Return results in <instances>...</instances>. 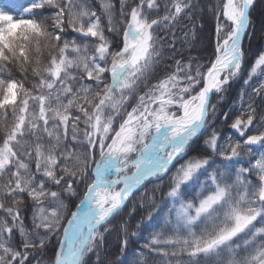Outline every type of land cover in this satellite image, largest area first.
I'll use <instances>...</instances> for the list:
<instances>
[{
	"label": "snow or ice",
	"instance_id": "snow-or-ice-1",
	"mask_svg": "<svg viewBox=\"0 0 264 264\" xmlns=\"http://www.w3.org/2000/svg\"><path fill=\"white\" fill-rule=\"evenodd\" d=\"M255 3L217 0L214 58L206 63L176 58L175 32L170 41L156 33L183 18L185 40L194 38V0H168L163 16L152 15L158 0H120L117 48L87 0H31L20 16L0 8V264H44L50 247L47 264H103L112 222L138 193L149 211L136 228L156 221L143 247L166 264H264V152H253L264 149V131L248 134L255 101L223 142L215 130L208 134L210 117L243 70L242 37ZM100 8L107 31L119 35L113 0H100ZM254 77L264 103V53L244 83ZM259 122L264 126V112ZM69 135L83 151L67 150ZM242 157L250 158L247 166ZM165 176L166 186L141 193ZM73 197L79 203L70 209ZM26 200L30 230L21 216ZM120 230L123 252L138 232L127 221Z\"/></svg>",
	"mask_w": 264,
	"mask_h": 264
},
{
	"label": "trees",
	"instance_id": "trees-1",
	"mask_svg": "<svg viewBox=\"0 0 264 264\" xmlns=\"http://www.w3.org/2000/svg\"><path fill=\"white\" fill-rule=\"evenodd\" d=\"M88 4L93 8L97 14L100 16L101 21L105 25V32L106 35L113 41V47L117 48L120 46L121 39H122V31H123V24L120 23V0H113L115 4V21L117 26L120 28V34L117 35L115 33H110L107 31V20L104 17L102 10L100 8V0H87ZM133 2H138V0H129V6ZM168 2V0H158L160 5L159 10L153 12V16H163L165 14L164 5ZM198 4V12H197V24L195 27V37L193 38L191 33L189 34L188 40L186 41L184 38V32L188 31L187 28L184 27L185 24L189 22L186 19H181L177 25L173 28H157L156 33L161 37H165L169 41L171 40V33L175 32L176 40H175V57L176 58H183L187 60L192 58L196 61L206 63L210 58H214V51L216 46V34H215V19H214V12L213 8L217 2V0H194ZM31 0H16V5L22 8L23 6L26 8L30 5ZM39 11V10H38ZM54 11L52 9H46L45 12L49 13ZM15 15V14H13ZM20 15H24L23 11H20ZM251 20L252 26L250 27L246 39L244 41V50L246 51V57L243 63V70L241 74L235 79L234 82L231 83L228 91L224 94V99L220 110L219 116L217 117V124L212 129L215 130L221 137L222 141L227 139L229 135L233 134V130L231 129L230 125L235 119L237 115H239L242 111L247 110L248 103L250 100H254L253 107L258 109L257 113V120L254 121L253 126L248 134H257L259 131H264V126H262L259 122V116L261 112H264V103L261 102V98L256 96L253 92V89L258 86L260 78L254 77L250 83L245 84L244 81L248 76V68L253 63L252 58H256L259 54L264 53V0H256L254 8L251 12ZM75 35V34H72ZM254 37L256 40V44L254 45L253 49L247 48V41L251 37ZM261 36V38H260ZM166 51H167V46ZM252 50L253 56H248L247 52ZM172 55V53H170ZM171 62L170 60L168 61ZM171 71V69H168ZM163 75V71L158 73V76L152 78L150 83L156 81L159 77ZM12 76L16 79H23L21 74L15 69H12ZM28 79L31 80L33 77L29 74ZM140 91H144L143 87H141ZM217 95H213L212 97V104H218L217 102L214 103V100ZM135 103V100L132 101ZM130 110V107H129ZM225 114H227V119H225ZM211 120V117H210ZM119 123V118H117V125ZM212 124V123H211ZM210 124V125H211ZM84 125L81 123L80 128L83 129ZM237 137L233 135V139ZM45 143H47V138H45ZM200 147H203V140L199 143ZM63 148V146H62ZM67 150L73 151L76 150L77 152L83 151V148L80 147L79 144L73 142L69 135V140L67 143ZM253 152L256 156H258L261 152H264V149H261L258 145L253 146ZM195 154V153H192ZM254 158V157H253ZM249 157H242L244 161V166H247V161ZM181 163L183 161H180ZM63 163V161H61ZM69 166H71L72 161L70 160ZM178 166V165H177ZM33 170H34V161H33ZM175 171V168L172 169V172ZM39 178V177H38ZM251 179L255 180L256 177L252 176ZM168 183V177L165 176L162 180L156 179L151 180L150 182L146 183V188L141 190V193L147 191L151 193L153 187L158 184H162L166 186ZM83 184L79 185V191H83ZM166 191V187L164 189ZM141 195L138 193L136 197L127 204L124 210L121 212L119 216H117L112 222V231L110 235L106 237V246L105 249L102 251L101 256L103 260V264H143V260L147 258V264H166L165 258L151 252L148 249H145L143 245L145 242L150 238V234L153 230V227L156 221H153L152 224H149L146 220L144 224L141 225L139 229L136 228V225L142 218L147 216L149 211L148 207L145 206L141 208L140 205ZM78 202V197H73L69 202ZM163 202V193L157 192V200L156 203L158 205H162ZM79 203V202H78ZM27 207L22 209L21 216L24 221L25 226L30 229L32 227L31 221V203L26 200ZM70 204V203H69ZM136 207V212L129 215L132 212L133 207ZM3 212H0V216H3ZM127 221L129 232L137 231L138 235L136 237L129 236V242L127 248L121 252L120 240L123 238V234L120 230L121 225ZM10 222V221H9ZM13 237L16 242H19V234L14 232ZM53 248L50 247L46 253L43 254L44 261H47L53 253ZM143 253L144 256L140 254ZM94 260V257L92 258ZM31 264H35V258L31 262Z\"/></svg>",
	"mask_w": 264,
	"mask_h": 264
},
{
	"label": "rangeland",
	"instance_id": "rangeland-1",
	"mask_svg": "<svg viewBox=\"0 0 264 264\" xmlns=\"http://www.w3.org/2000/svg\"><path fill=\"white\" fill-rule=\"evenodd\" d=\"M0 8H4L5 10H10L12 14H15L16 16H19L18 14H20V11H23V9L25 8L24 6L22 8H20L19 6L16 5V0H0ZM261 38V36H260ZM256 44V40L254 39V37L252 36L251 37V42H250V38L248 39L247 41V48L248 49H253V47H255L254 45ZM244 53H245V57H246V51L244 50ZM252 50L249 52H247V55L248 56H253L252 54ZM255 58L253 57L251 61H253ZM245 60V59H244ZM156 81H154L153 83H155ZM220 97H216L215 100H214V103H218ZM222 104H218V108H217V115L215 118H212L211 117V120L214 119V123H212L209 127V130H208V134L210 135V132L212 131V129L216 126L217 124V117L219 116V110L221 108ZM207 138V135H205L204 137H202L199 141H198V144L200 143L201 140H204ZM157 178H153L152 180H156ZM147 183V182H146ZM143 189V188H142ZM141 189V190H142ZM132 200V199H131ZM79 202V201H78ZM78 202H69V208L70 209H74L75 208V205L78 204ZM31 229V228H30ZM29 229V230H30ZM44 264H47V261H44Z\"/></svg>",
	"mask_w": 264,
	"mask_h": 264
},
{
	"label": "water",
	"instance_id": "water-1",
	"mask_svg": "<svg viewBox=\"0 0 264 264\" xmlns=\"http://www.w3.org/2000/svg\"><path fill=\"white\" fill-rule=\"evenodd\" d=\"M252 9H253V8H252ZM251 11H252V10H251ZM247 32H248V30H247ZM245 37H246V35L242 37V49H243V44H244ZM211 99H212V98H211ZM130 200H131V198L129 199V201H130ZM129 201H128V202H129ZM128 202H127V204H128Z\"/></svg>",
	"mask_w": 264,
	"mask_h": 264
}]
</instances>
